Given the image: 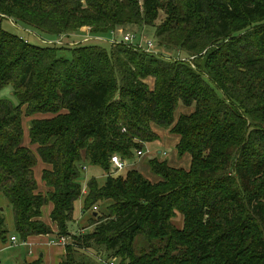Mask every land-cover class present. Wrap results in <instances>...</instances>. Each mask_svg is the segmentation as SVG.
Segmentation results:
<instances>
[{
	"label": "trees",
	"instance_id": "trees-1",
	"mask_svg": "<svg viewBox=\"0 0 264 264\" xmlns=\"http://www.w3.org/2000/svg\"><path fill=\"white\" fill-rule=\"evenodd\" d=\"M0 16L46 36L155 26L160 48L186 55L123 42L110 52L32 44L0 25V91L10 85L19 101L0 99V195L14 221L10 234L0 210L1 244L13 233L23 242L51 236L41 219L51 203L53 239L69 238L60 264H264V0H0ZM179 103L193 110L175 119ZM38 112L52 114L29 129L51 167L43 192L37 158L22 143V117ZM159 126L178 135L187 168L154 158L156 182L137 170L110 172L112 155L131 157ZM86 164L106 178H91L82 194ZM81 195L93 229L70 235Z\"/></svg>",
	"mask_w": 264,
	"mask_h": 264
},
{
	"label": "rangeland",
	"instance_id": "rangeland-1",
	"mask_svg": "<svg viewBox=\"0 0 264 264\" xmlns=\"http://www.w3.org/2000/svg\"><path fill=\"white\" fill-rule=\"evenodd\" d=\"M165 15L164 12L161 11L158 19L155 22V25H159ZM0 25L3 29L18 35L19 37L23 38L24 40L29 41L32 44H50V42H55L57 39H59L60 36H46L38 34L36 31L33 30H26L23 28V26L15 22L13 20L4 18L0 16ZM87 29V28H86ZM123 31L132 32L136 34V42L134 45H138L140 43V39L142 41H155L154 48L159 51L164 57H176L177 52L169 49H162L160 46L156 44L155 40V26L150 25H143L141 27L128 25L123 26L121 28ZM72 33L71 36L67 35V37L64 38V42L66 44L73 42V41H82L83 34H77ZM115 39L116 43H120L121 36L116 34L115 36H112L111 32L102 34L100 39L92 38L87 42H84L83 45H97L101 48L106 49L108 52L111 51L112 42L111 40ZM55 45V44H52ZM142 47L145 49L146 45L143 43ZM65 55L70 57L69 52H64ZM180 57L185 58L186 55L182 52ZM0 99H8L12 102L14 106L18 105L19 101L14 96L12 87L10 85L6 86L3 90L0 91ZM193 110L192 107H186L182 103L178 104V107L175 111L174 117L177 119L182 113L188 114ZM51 113H33L31 115H24L22 117V124H23V138L22 143L24 146L29 148L36 156L37 158V164L34 166V177L37 182H39L40 185H38V190L43 192L45 189L44 182L42 181V172L45 169H51L50 165L47 163H44L39 156L37 155V145L32 144L30 142L29 137V129L31 127L32 121L35 119H43L51 117ZM155 132L158 134L157 139L151 142H145L142 147L134 149L133 155L129 158H124L127 162V167L119 171L117 174H125V172L129 169L131 170H137L143 176H145L147 179H149L152 182H156L159 180L158 175L152 172L150 168L149 161L157 158L161 161H167L170 165L175 167H184L187 168L190 163V155L185 154L183 156H179L176 150V144L178 142V135L172 133L169 128L166 127H157L155 128ZM139 149H142L143 154L139 155L137 154V151ZM120 156V155H119ZM123 158V157H122ZM81 179V185H82V194L86 193V185L87 181H89L91 178H95L99 184H103L105 182V172L98 166L89 165L86 164L84 167ZM110 172H115L114 169L111 167ZM109 174V173H107ZM84 204V196L81 195L79 199H77L74 202V207L72 211V219L68 223V231L70 235H73L75 233H87L93 229V226L89 224L88 219L89 216L92 214V211H89L85 214L82 213V207ZM98 206V211H101V204H96ZM49 203L45 204L42 207V216L41 219L44 221H47L50 223L53 229V234L47 235L48 237H44V235H38L33 236L30 240L27 239V241L23 242L20 240V238L13 233V235L16 236L19 244L10 246L9 243H2V250L0 251V262L1 264H29L35 260L42 259V261L39 264H59V261H61V258L63 254L65 253V246L64 244L67 243L69 240L68 237H64L63 243L60 242L61 239L55 240L56 238V232L57 228H53L52 220L49 218ZM0 210H3V214L6 219V224L8 229L10 230V234H12L13 228H14V221H13V210L12 207L8 201V199L2 195H0ZM51 220V221H50ZM172 223L179 229H181L184 226V217L182 214L177 213L175 218L172 220ZM55 227V226H54ZM55 238V239H53ZM138 243H141L143 241L142 236H139L136 240ZM21 243V245H20ZM140 245V244H139ZM5 248V249H4ZM64 251V252H63ZM89 255H92L94 259H99V254L96 251L87 250ZM41 253H44L45 255L41 257ZM119 258L118 259H112L114 264H119ZM111 261V260H110ZM109 262V261H108Z\"/></svg>",
	"mask_w": 264,
	"mask_h": 264
},
{
	"label": "built area",
	"instance_id": "built-area-1",
	"mask_svg": "<svg viewBox=\"0 0 264 264\" xmlns=\"http://www.w3.org/2000/svg\"><path fill=\"white\" fill-rule=\"evenodd\" d=\"M83 34V39L82 41L78 42V41H73V42H70L68 44H66L64 42V38L66 37V35H59V39H57L54 43L53 42H50V44H55V45H77V44H80V43H84V42H87L89 41L90 39L92 38H97V39H100L101 36H94L90 33V29L87 28L86 31ZM112 36H115L116 34L120 35L121 36V41L120 42H123L125 44H129V45H132L138 49H143L147 52H153V53H159V51H157L154 46H155V41H142V39H140V43L138 45H134V43L136 42V34L135 33H132V32H127V31H123V30H118V31H112L111 32ZM112 44L113 43H116L115 39H112L111 40ZM143 43L146 45V48L144 49L142 47ZM171 58V57H169ZM176 58L177 59H185V58H182L180 57L179 54L176 55ZM137 154L139 155H142L143 154V151L142 149H139L137 151ZM110 163H111V167L114 169L115 172H119V171H122L124 170L126 167H127V162L124 158H122L121 156H119L118 154H114L110 157ZM96 208V207H94ZM64 241V238H61L60 242L63 243ZM19 242L16 238L15 235H11L10 236V239H9V245L10 246H14V245H18ZM21 245V243H20ZM1 264V262H0ZM105 264H114L113 261H109V262H106Z\"/></svg>",
	"mask_w": 264,
	"mask_h": 264
},
{
	"label": "crops",
	"instance_id": "crops-1",
	"mask_svg": "<svg viewBox=\"0 0 264 264\" xmlns=\"http://www.w3.org/2000/svg\"><path fill=\"white\" fill-rule=\"evenodd\" d=\"M105 177H106V174L104 175ZM40 183H42V182H39L38 183V185H40ZM49 216H50V212H51V210H52V208H53V206H52V204L51 203H49ZM50 218V217H49ZM51 221V220H50ZM44 222H46L47 224H49L50 226H52L50 223H48L47 221H45L44 220ZM55 225L53 224V228H56V226L54 227ZM33 237V236H32ZM32 237H30V238H28V240H30ZM44 237H48L47 235H44ZM2 248H3V246H2V244L0 243V251L2 250ZM5 249V248H4ZM64 252V251H63ZM41 255V257H43L45 254L44 253H41L40 254ZM36 261V260H35ZM42 261V259H39V263ZM59 264H60V261H59Z\"/></svg>",
	"mask_w": 264,
	"mask_h": 264
},
{
	"label": "water",
	"instance_id": "water-1",
	"mask_svg": "<svg viewBox=\"0 0 264 264\" xmlns=\"http://www.w3.org/2000/svg\"><path fill=\"white\" fill-rule=\"evenodd\" d=\"M118 97H116V99H117Z\"/></svg>",
	"mask_w": 264,
	"mask_h": 264
}]
</instances>
